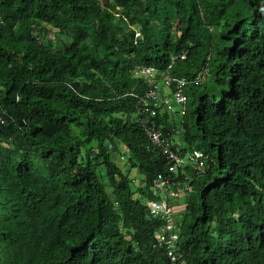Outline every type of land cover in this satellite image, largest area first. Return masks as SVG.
<instances>
[{"label":"trees","instance_id":"1","mask_svg":"<svg viewBox=\"0 0 264 264\" xmlns=\"http://www.w3.org/2000/svg\"><path fill=\"white\" fill-rule=\"evenodd\" d=\"M135 66L158 85L202 75L178 147L206 171L173 263L148 207L173 175L138 122ZM0 115V264H264V0H0Z\"/></svg>","mask_w":264,"mask_h":264},{"label":"built area","instance_id":"2","mask_svg":"<svg viewBox=\"0 0 264 264\" xmlns=\"http://www.w3.org/2000/svg\"><path fill=\"white\" fill-rule=\"evenodd\" d=\"M184 58V55L181 56ZM175 58H172V62ZM169 68V67H168ZM134 76H142L144 79H149L151 84L143 97L139 101L137 109V117L140 127L145 132V136L150 146L157 148L161 155L170 162L168 171L173 177H164L162 174L157 175L153 182L152 194L156 198L148 204L150 214L159 218L162 222L159 229L154 234L156 247L165 248L167 257L170 262H176L178 257L177 242L179 238V228L173 216L175 211L184 207L183 204H178V197L184 198L185 194L192 191L190 184V172H194L196 176L202 175L206 171L207 156L201 151L194 150L188 153L180 154L174 147V142L169 134L163 130V126L158 122L157 116L160 112L174 115L173 106L179 108L178 114L183 117L185 115V106L187 102L186 88L191 84L201 82L202 75L198 74L194 77H174L161 76L160 85L153 82L154 71L147 66H135L132 71ZM164 90H168L169 94L165 95ZM4 123V118L0 116V125ZM124 156H120L123 160ZM182 171L185 179H182L181 186L177 187L179 182L175 181V173ZM187 181V182H186ZM185 182V183H183ZM177 190L174 191V187ZM172 199L171 202L168 201Z\"/></svg>","mask_w":264,"mask_h":264},{"label":"rangeland","instance_id":"3","mask_svg":"<svg viewBox=\"0 0 264 264\" xmlns=\"http://www.w3.org/2000/svg\"><path fill=\"white\" fill-rule=\"evenodd\" d=\"M178 110H179V108L177 106H173V112L175 113V117H176V120L178 121V123H176L177 132L173 134L172 139H173V142L174 143L181 145V144H185L186 142L184 140V133H185L184 132V127H182V124H180V120L182 119V117L179 116ZM186 110H188V109L186 108ZM172 116H174V115H172ZM190 133L192 134V137H194V138L196 137L195 135L197 134V132H195V131L192 130ZM179 137H181L182 139L180 140ZM120 151H121L120 153L125 152V154H126V151H125V148L124 147H121V150ZM119 156H120V154H116L114 161H115V163H117L119 166L122 167L123 166V163L125 161H121L119 159ZM125 158H126V155H125ZM131 174H134V171ZM138 178L141 179L142 177L139 176ZM178 199H179L180 203H181V201H183L182 200V196H179ZM173 216H174V218H177L178 212L175 211L173 213Z\"/></svg>","mask_w":264,"mask_h":264},{"label":"clouds","instance_id":"4","mask_svg":"<svg viewBox=\"0 0 264 264\" xmlns=\"http://www.w3.org/2000/svg\"><path fill=\"white\" fill-rule=\"evenodd\" d=\"M174 77H177V76H174ZM185 77V76H184ZM194 77V76H193ZM164 94H165V90H164V92H163ZM169 94V92H168V90H166V95H168ZM1 116V115H0ZM174 116H175V113H174ZM3 117V116H2ZM184 117V116H183ZM183 117H182V119L180 120V124H183ZM4 118V117H3ZM4 123H5V119H4ZM3 123V124H4ZM3 124H1V125H3ZM175 124V123H174ZM171 136V139H172V135H170ZM172 141H173V139H172ZM174 144H176V143H174ZM177 146L175 147L177 150H178V152H179V147H178V144H176ZM185 153V152H184ZM184 153H182V154H184ZM120 156H124V155H120ZM120 156H119V159H120ZM124 159H125V157H124ZM123 159V160H124ZM122 161V160H121ZM182 200H183V198H182ZM178 204H180V201L178 200V201H176ZM184 202L183 201H181V204H183Z\"/></svg>","mask_w":264,"mask_h":264},{"label":"crops","instance_id":"5","mask_svg":"<svg viewBox=\"0 0 264 264\" xmlns=\"http://www.w3.org/2000/svg\"><path fill=\"white\" fill-rule=\"evenodd\" d=\"M165 95H166V90H165ZM171 120H173V123H175L173 125L172 131L170 130L172 132V136H173V134L177 132L176 123H178V121L176 120V117H172ZM179 138H180V140L182 139L181 137H179ZM178 146L181 147V146H183V144H181V145L178 144Z\"/></svg>","mask_w":264,"mask_h":264}]
</instances>
